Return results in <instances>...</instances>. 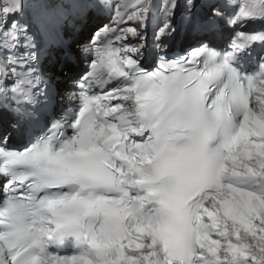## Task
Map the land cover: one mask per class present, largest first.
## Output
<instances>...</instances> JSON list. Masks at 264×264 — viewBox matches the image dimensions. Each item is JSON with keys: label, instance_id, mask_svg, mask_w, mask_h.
I'll return each instance as SVG.
<instances>
[{"label": "snow or ice", "instance_id": "6c2138e0", "mask_svg": "<svg viewBox=\"0 0 264 264\" xmlns=\"http://www.w3.org/2000/svg\"><path fill=\"white\" fill-rule=\"evenodd\" d=\"M98 6L0 0V264H264V55L247 64L264 51V0H185L197 43L156 52L152 71L144 45L125 42L140 32L106 25L81 49L78 105L32 132L37 107L54 104L45 45L62 47L70 17ZM103 6L140 28L153 11ZM176 7L162 5L157 48Z\"/></svg>", "mask_w": 264, "mask_h": 264}, {"label": "bare ground", "instance_id": "6f19581e", "mask_svg": "<svg viewBox=\"0 0 264 264\" xmlns=\"http://www.w3.org/2000/svg\"><path fill=\"white\" fill-rule=\"evenodd\" d=\"M87 29V31H89V30H91V28H88V26L86 25L85 27H84V30H82V32H80V34L78 35V38L80 39L81 37H82V35H83V32L85 31ZM87 31H85L84 32V35H86L87 36ZM184 40H187V39H184ZM187 42H189V40H187ZM184 45H182V47H185L188 43H184V42H182ZM77 68L78 67H74L73 65H71L70 67H68V68H66V66L65 67H62L61 69H62V71H67L68 73H70V74H74L75 73V71L77 70ZM66 83V81H64L63 82V84H65Z\"/></svg>", "mask_w": 264, "mask_h": 264}]
</instances>
